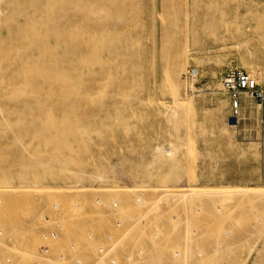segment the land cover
<instances>
[{
    "label": "rangeland",
    "instance_id": "374dc122",
    "mask_svg": "<svg viewBox=\"0 0 264 264\" xmlns=\"http://www.w3.org/2000/svg\"><path fill=\"white\" fill-rule=\"evenodd\" d=\"M234 68L264 89V0H0V263L50 264L60 219L52 254L94 264L112 233L122 264H264V111L231 120Z\"/></svg>",
    "mask_w": 264,
    "mask_h": 264
},
{
    "label": "bare ground",
    "instance_id": "6f19581e",
    "mask_svg": "<svg viewBox=\"0 0 264 264\" xmlns=\"http://www.w3.org/2000/svg\"><path fill=\"white\" fill-rule=\"evenodd\" d=\"M248 73V72H247ZM249 74V73H248ZM250 75V74H249ZM251 76V75H250ZM252 77V76H251ZM223 78H224V76H223ZM253 78V77H252ZM254 79V78H253ZM256 80H257V78H255ZM254 79V80H255ZM255 80V81H256ZM257 83V82H256ZM257 86H258V84H257ZM222 87H223V79H222ZM248 96L249 98H251V99H254V98H252L251 96H250V94H248V93H243V95H242V99H243V96ZM244 109H245V111H247V112H251V110H252V104H251V102H246L245 103V106H244ZM163 146V145H162ZM162 149H163V147H161ZM160 148V149H161ZM172 148V147H171ZM171 148H167V149H164L165 150V152L166 153H171ZM161 149V150H162ZM157 150V149H156ZM25 175H27V174H24V176H22V179H27V176H25ZM79 179V178H78ZM76 186H78V187H76ZM184 186V185H183ZM77 188V189H72V188ZM184 187H187V185H185ZM56 188V187H55ZM59 189V191H58V194L59 195H62L63 196V200H61L62 202L63 201H65L66 202V204L67 205H65L67 208H69V209H71V212H72V210H75L76 208H79V212L81 213V208L82 207H84V209L86 210V204H81L82 203V201H83V199H87V196H86V191H87V187L85 186V185H74V186H60V187H58ZM126 190V189H125ZM199 190V189H198ZM188 191V193H187V195L185 194L186 193V191H184L185 193H183V191L182 192H179V193H177L175 196L174 195H168V196H166V195H163V196H159L158 197V199H157V203H159L160 202V200H162V199H167V197H170L171 196V198H173V199H175V198H179V197H185V196H188V194H192V193H190V192H192V191H190L189 192V190H187ZM200 191V190H199ZM225 191V190H224ZM243 191V190H242ZM245 191H246V189H245ZM256 191V190H255ZM258 191H260V189L258 190ZM198 191H196V193H197ZM223 191H221L220 193H222ZM226 192H228V191H225V192H223L224 194L226 193ZM250 192H252V191H250ZM261 192V191H260ZM259 192V194H261ZM263 192V191H262ZM55 193V192H54ZM236 193H238L237 191H236ZM240 193V192H239ZM245 194H246V192H244ZM243 193V194H244ZM247 193H249L248 191H247ZM254 193V192H253ZM194 194V193H193ZM202 195L201 196H203V194L204 193H201ZM226 194H228V193H226ZM255 195L257 194L258 196H259V194H258V192L257 193H254ZM264 194V193H263ZM189 195V196H190ZM197 195H199L200 196V194H196V196ZM248 195V194H247ZM62 196H60V199H61V197ZM196 196L194 197V198H191V200L192 199H196ZM200 196V197H201ZM198 197V196H197ZM261 197V196H260ZM264 197V196H263ZM138 198V197H137ZM140 198V197H139ZM199 198V197H198ZM113 201H117V203H118V205L117 206H114L113 205ZM136 202H137V199H136ZM141 202V201H140ZM64 203V202H63ZM61 204V203H60ZM55 205H57L58 207H57V209L55 208ZM119 202H118V200L117 199H113L112 200V202H111V207H112V209H114V210H118L119 209ZM66 207L64 208V209H66ZM53 209H55V211H57V213H59V205L58 204H56V203H54L53 204ZM62 210V209H61ZM75 211H78V210H75ZM62 213H63V211H62ZM60 215H62V214H60ZM88 214H85L83 217H86ZM63 218H65L67 221H70V220H68V219H70V216H63ZM116 228V227H115ZM117 229H121V228H117ZM53 230H56L58 233H59V240H56V241H54V242H52L51 243V251H53V250H55L54 249V246L56 245V243H58L59 241H61L62 239H64V238H67L66 236H67V228H66V224L62 221V220H58L57 221V226H54V227H50L49 229H47L45 232H43L42 233V237H43V234L44 233H46V232H48V233H50V232H52ZM92 230H90V231H88L87 232V240L89 241V242H85V244H88V243H91V244H94V243H96V236L94 237V239L92 240V239H90L89 238V232H91ZM227 233L229 234V232L227 231ZM75 239H67L66 240V245H70V243L71 242H73ZM78 243L80 242V245H81V249H82V252H83V254H84V263L83 264H94V259H92V258H90V257H88L86 254H85V252H84V243H83V241H78V240H76ZM42 243V242H41ZM107 247H106V249H105V251H103L104 253V256L102 257V259L100 260V264H108L107 263V260H106V258H105V254L110 250L116 257H117V264H122V260H121V258L119 257V255L121 254V255H123L124 256V254L125 253H128V252H132V249H128V250H124V248L123 247H121L120 248V251H118L119 253H117L116 254V250H117V247L119 246V244H120V240L118 239V236L116 235V234H114L113 235V233L112 234H110V236L108 237V242H107ZM130 245V244H129ZM156 249H154V251H155ZM50 251V253H49V255L47 254V256H48V258L47 257H41V258H39V261L42 263L43 261H45V262H48V263H50V264H67V261L68 260H70L71 261V264H75L74 263V261H73V255L69 252V250H68V252L65 254V257H64V255L61 257V255H62V253L63 252H58L59 250H57V253H56V255L55 254H52L53 252H51ZM40 253V252H39ZM155 253V252H154ZM42 254V253H41ZM69 255V256H68ZM130 255V254H129ZM155 256V255H154ZM129 261V260H128ZM127 261V262H128ZM129 263V262H128ZM2 264V263H1ZM33 264H38L37 262H34ZM131 264H133V263H131Z\"/></svg>",
    "mask_w": 264,
    "mask_h": 264
},
{
    "label": "built area",
    "instance_id": "2783aa9c",
    "mask_svg": "<svg viewBox=\"0 0 264 264\" xmlns=\"http://www.w3.org/2000/svg\"><path fill=\"white\" fill-rule=\"evenodd\" d=\"M223 91L228 95L231 108V120L234 123H239L241 118V108H242V95L243 93H248L252 98L257 100L260 107L264 111V89L257 86L256 81L245 71L239 68L230 69L226 72L223 78ZM141 198H137V202H140ZM113 205L117 206V201H113ZM57 205L55 208L57 209ZM116 228L122 227V221L117 219L115 222ZM89 238L94 239L95 232H89ZM59 233L56 230L52 232L44 233L42 237V243L39 245L38 251L42 254L50 253L51 243L59 240ZM80 242L76 240L67 245V252L73 255V261L75 264L84 263V254L81 249ZM65 254L62 253L61 257ZM105 258L108 264H117V257L109 250L105 254ZM1 264V263H0Z\"/></svg>",
    "mask_w": 264,
    "mask_h": 264
}]
</instances>
